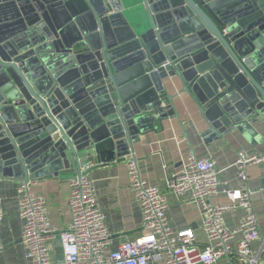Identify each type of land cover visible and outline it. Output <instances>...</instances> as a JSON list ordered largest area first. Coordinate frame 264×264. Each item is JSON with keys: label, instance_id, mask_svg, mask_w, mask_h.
<instances>
[{"label": "water", "instance_id": "95a60500", "mask_svg": "<svg viewBox=\"0 0 264 264\" xmlns=\"http://www.w3.org/2000/svg\"><path fill=\"white\" fill-rule=\"evenodd\" d=\"M1 13L0 178L124 161L180 117L183 93L206 142L233 131L260 142L264 0H0Z\"/></svg>", "mask_w": 264, "mask_h": 264}, {"label": "built area", "instance_id": "2783aa9c", "mask_svg": "<svg viewBox=\"0 0 264 264\" xmlns=\"http://www.w3.org/2000/svg\"><path fill=\"white\" fill-rule=\"evenodd\" d=\"M131 189L143 212L144 233L132 241L112 248V235L105 213L98 202L96 184L89 173L97 163L82 160L70 177V208L72 219L64 229L52 225L47 201L31 189V182L18 186V209L22 220V244L31 264H55L52 243H59L63 264H217L220 259L236 253L242 264H264V233L252 201V189L239 188L221 178V170L211 156H198L190 150L182 169L166 179L164 188L143 178L132 154L126 157ZM264 154L245 148L237 152L235 167L238 177L248 181V167L263 163ZM224 193L228 203L214 198ZM169 194L187 197L202 210V227L206 238L201 242L193 229L174 231L169 223ZM241 208L239 224L229 227L225 215ZM4 207L0 198V256L5 244L1 239ZM236 245L232 246V242ZM259 242L257 246H253Z\"/></svg>", "mask_w": 264, "mask_h": 264}, {"label": "crops", "instance_id": "0c3cea01", "mask_svg": "<svg viewBox=\"0 0 264 264\" xmlns=\"http://www.w3.org/2000/svg\"><path fill=\"white\" fill-rule=\"evenodd\" d=\"M0 15H5L1 13ZM5 19L1 17L0 21ZM166 86L171 93L180 92L182 85ZM175 108L180 117L167 118L155 127L140 135L134 143L132 155L138 161L143 178L150 183L163 186L168 176L182 169L183 161L188 152L194 150L198 156L211 155L217 162L221 178L229 185L239 188L248 185L252 189V201L259 218L261 232L264 233V188L260 179L264 176L261 163L248 167V181L243 182L237 173L235 162L237 152L245 148L253 153L264 154V120L258 122L255 128L258 132V142L253 146L238 131L230 132L220 140L207 141L202 136L206 130L204 117L198 103L191 94L183 93L175 100ZM96 163L97 160H94ZM77 171L76 165L62 170L58 175L46 176L31 182V189L43 195L47 201L50 221L58 229H64L72 219L70 208V177ZM96 184L98 202L104 210L105 221L112 235V248H117L121 242L132 241L144 233L143 212L140 203L131 189L128 164L124 161H112L97 164L89 173ZM20 180L0 178V198L4 207V223L1 229V239L5 244L0 256V264H31L26 256L22 244V220L18 209V186ZM214 201L228 203L226 194L220 193ZM169 223L178 232L184 229H193L197 238L203 242L206 234L202 227L201 208L188 198L169 194ZM243 214L241 208L231 209L225 215L226 224L235 227L239 224ZM255 242L253 246H257ZM236 241L232 242V246ZM53 261L63 264V253L59 243L53 242ZM156 264H164L158 261ZM217 264H242L236 253H231L218 261Z\"/></svg>", "mask_w": 264, "mask_h": 264}]
</instances>
